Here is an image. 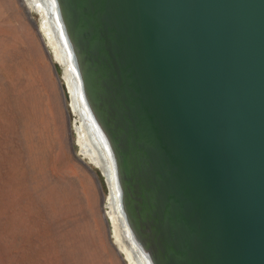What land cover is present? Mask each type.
Wrapping results in <instances>:
<instances>
[{"label":"water","instance_id":"water-1","mask_svg":"<svg viewBox=\"0 0 264 264\" xmlns=\"http://www.w3.org/2000/svg\"><path fill=\"white\" fill-rule=\"evenodd\" d=\"M54 1L153 264H264V0Z\"/></svg>","mask_w":264,"mask_h":264},{"label":"rangeland","instance_id":"rangeland-1","mask_svg":"<svg viewBox=\"0 0 264 264\" xmlns=\"http://www.w3.org/2000/svg\"><path fill=\"white\" fill-rule=\"evenodd\" d=\"M39 23L22 0H0V264H127L105 215L108 182L79 153L64 67Z\"/></svg>","mask_w":264,"mask_h":264},{"label":"bare ground","instance_id":"bare-ground-1","mask_svg":"<svg viewBox=\"0 0 264 264\" xmlns=\"http://www.w3.org/2000/svg\"><path fill=\"white\" fill-rule=\"evenodd\" d=\"M48 1L52 7H55V1L53 2V0H22L28 11L36 10L38 12L40 16V27L38 26L40 32L50 49H52L55 60L64 67L65 75L63 76H65V82L71 95L70 100L72 101L73 109H75L79 117L78 122L75 124L77 142L80 148L79 153L81 157L87 158L91 164L99 168L108 182L110 192L105 202V215L110 221L113 238L124 261L128 262L127 264H153L151 254L143 247L135 235L131 224L127 220L125 211L123 212L122 210L121 197H119V192H121L120 176L117 172V163L112 147L107 136L101 131L92 111L88 109L90 107L89 101L85 102V109L80 104L83 87L82 85L80 86L81 93H79L78 87L77 90L75 87L78 80L77 77L74 78V69L72 68L75 65L74 58L72 59L71 54L67 51V44L62 43V41L65 43L66 41L63 36L60 38L62 29L58 16L56 15L55 17L57 10L54 15L49 13L47 9ZM54 25H56V28ZM106 147L109 149V154ZM140 251L142 255L139 254Z\"/></svg>","mask_w":264,"mask_h":264}]
</instances>
